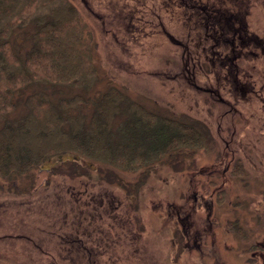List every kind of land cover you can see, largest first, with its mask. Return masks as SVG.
<instances>
[{"label": "rangeland", "instance_id": "obj_1", "mask_svg": "<svg viewBox=\"0 0 264 264\" xmlns=\"http://www.w3.org/2000/svg\"><path fill=\"white\" fill-rule=\"evenodd\" d=\"M182 1L189 2L76 0L75 4L94 32L96 83L90 89L32 83L17 93V108L12 116L25 112L26 94L45 86L56 102L60 97L82 95L88 101L84 109L88 119L92 113L91 100L114 85L150 108L167 114L188 112L204 120L213 135L215 142L210 151L197 149L184 158L166 159L147 173H129L100 162L92 163L96 170H90L85 159L79 158L81 164L89 166V171L85 168L88 174L84 177L85 189L95 190L99 196H111L114 217L124 222L123 217L133 216L135 220H130L137 224L134 231L114 238L120 241L118 245L105 230L102 235H110L111 241L98 235L96 241L101 238L100 244L104 246L101 254H91L90 245L85 241V264H264V248L262 251L257 250L258 247L245 250L249 243L264 239V77L260 80L258 67L248 59L245 64L254 73L261 96H254L250 104L241 105L237 112H228V107L216 101L212 94V88L217 86L214 71L208 60L202 66L199 63L200 57L202 61L209 57L197 48L198 44L193 45L197 36L193 17L189 16L191 8ZM227 2L241 4L244 21L264 37V0ZM6 3L3 0V4ZM15 37L22 41L20 34ZM178 41L187 46L181 47ZM20 45L26 48L29 44ZM191 80L198 86L188 85ZM239 163L243 166L244 178L230 172ZM56 177L53 187L61 184L77 187L84 179ZM111 177L129 183L142 180L141 186L134 187L139 189L132 202L129 199L131 187H121L118 180ZM29 181L31 177L24 175L16 185L27 186ZM92 183L96 184L93 189ZM55 189L42 190V195L29 197L36 200V204L32 203L35 207L31 215L26 216L33 230L38 224L49 226L56 219L51 218V210L43 203L48 198L42 200L46 194H51L52 199ZM220 191L222 202H218ZM24 197L16 196L7 186L0 189V256L7 259L6 264H57L46 258L39 246H32L36 249V255L32 256L33 253L23 247L26 241L13 238L12 234H19L18 219L26 212L16 203L26 200ZM71 218L72 215L57 220L70 227ZM237 218L244 225L246 237L229 225ZM87 222L85 220V230L89 235L91 227ZM109 223L106 218L107 228L112 225ZM39 236L36 234L35 239L40 246L53 248L52 251L59 254L62 245L58 240ZM140 245L138 253L135 249ZM61 264L66 262L62 260Z\"/></svg>", "mask_w": 264, "mask_h": 264}, {"label": "trees", "instance_id": "obj_2", "mask_svg": "<svg viewBox=\"0 0 264 264\" xmlns=\"http://www.w3.org/2000/svg\"><path fill=\"white\" fill-rule=\"evenodd\" d=\"M6 1V4L0 1V189L7 186L16 196H26V200L16 203L26 212L18 219L19 234L12 235L26 241L23 247L32 256L36 255L32 246H39L46 258L57 264L62 260L66 264H85V241L91 251L102 248L101 238L96 241L103 233L98 219L112 217L114 199L85 189L84 177L88 175L85 168L89 171V166L81 164L79 158L85 159L90 170H96L92 163L100 162L129 173H147L166 159L184 158L197 149L208 152L215 141L204 120L188 112L167 114L150 108L114 85L91 100L92 113L88 119L84 111L88 101L82 95L60 97L56 102L45 86L26 94L25 112L12 116L17 108V93L28 84L90 89L98 79V72L93 61L94 32L76 0ZM16 34H20L22 41H18ZM26 42L28 47H21L20 43ZM189 82L188 85L197 87L195 81ZM238 165L230 172L244 178L243 166ZM24 175L31 177V181L27 186L16 185ZM61 175L62 180L84 179L77 187L70 184L53 187L54 179ZM111 178L118 180L121 187H131L132 202L139 189L134 187L141 186L142 180L129 183ZM94 187L96 184L92 183L91 188ZM53 188H56L54 197L46 194L42 200L48 198L43 203L51 210V218L56 219L49 226L38 224L33 230L26 216L31 215L36 200L29 197ZM218 198L222 202V194ZM71 215L70 227L57 220ZM87 219L91 227L89 235L85 230ZM130 219L123 217L125 234L134 231ZM229 225L246 237L238 218ZM105 231L113 239L117 237V230ZM36 234L40 239L58 240L62 245L59 254L53 248L40 246ZM257 241L249 243L245 250H255ZM6 260L0 256V264H6Z\"/></svg>", "mask_w": 264, "mask_h": 264}, {"label": "flooded vegetation", "instance_id": "obj_3", "mask_svg": "<svg viewBox=\"0 0 264 264\" xmlns=\"http://www.w3.org/2000/svg\"><path fill=\"white\" fill-rule=\"evenodd\" d=\"M188 1V4L187 2L185 3V1L182 2L184 6L186 4L191 8L189 16L193 17L192 25L196 30L197 36V41L193 42V45L198 44L197 48L199 47V49H202L205 56L210 59L206 58L202 61L200 57L199 63L202 66V63L208 60L211 70L213 69L214 71L212 74H214L217 81L218 88L217 86L216 88H212V94L214 93L213 96H215L216 101L219 100L228 107V112H237L239 111L238 107L241 105L250 104L254 96H261V91L257 88L258 81L254 79V73L247 69L245 62L248 59L253 61L254 67H258L257 72L260 80L263 79L264 37L262 34L260 35L257 30H252L247 22L244 21L245 16L242 15L241 4L236 5L232 2L236 5V7H234L232 3L227 2L230 0L224 2L223 0ZM178 44L181 47L187 46H185L182 41H178ZM194 85L198 86L196 82H194ZM263 86L264 81L262 88ZM106 218L109 222H114V224H112L113 226L110 225V227L107 228ZM98 221H100L103 227L102 234H105L104 230L113 229L117 230L118 233H115L117 237H122V233H124L123 229L126 228L121 219H117L114 216L100 218ZM136 225V223L133 224V229H135ZM102 234L101 237L104 238L107 234L112 236L109 232L106 235ZM110 235L106 236V239L109 238ZM115 241L117 245L120 242L117 240ZM136 242L138 243V241ZM102 248L97 249V252H95V250H89L92 252L91 254H101ZM263 248L264 239L258 242L257 250L262 251ZM199 250L202 251V249ZM135 251L139 253L141 251V245L137 246Z\"/></svg>", "mask_w": 264, "mask_h": 264}]
</instances>
